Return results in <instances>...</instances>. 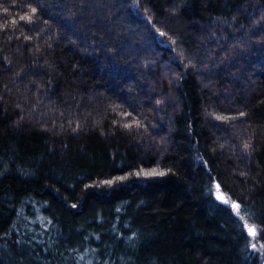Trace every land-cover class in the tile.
<instances>
[{"label":"trees","instance_id":"16d2710c","mask_svg":"<svg viewBox=\"0 0 264 264\" xmlns=\"http://www.w3.org/2000/svg\"><path fill=\"white\" fill-rule=\"evenodd\" d=\"M0 264H264V0H0Z\"/></svg>","mask_w":264,"mask_h":264},{"label":"rangeland","instance_id":"374dc122","mask_svg":"<svg viewBox=\"0 0 264 264\" xmlns=\"http://www.w3.org/2000/svg\"><path fill=\"white\" fill-rule=\"evenodd\" d=\"M234 203H232V205H233ZM236 211H238L237 209H236ZM242 217V220H243V222H244V226L246 227V229L248 230V228L249 227H251L252 229H254V232H255V225H253V224H251L250 222H248L247 221V219L246 218H244L243 216H241ZM249 232V231H248ZM253 235V234H252ZM253 246H255V247H258L259 246V243H257V242H253Z\"/></svg>","mask_w":264,"mask_h":264},{"label":"snow or ice","instance_id":"6c2138e0","mask_svg":"<svg viewBox=\"0 0 264 264\" xmlns=\"http://www.w3.org/2000/svg\"><path fill=\"white\" fill-rule=\"evenodd\" d=\"M159 174H160V175H163V173H159ZM218 198H219V197H218ZM232 207H233L234 209H238V208H239V205H237V204H233ZM248 231H249L250 234L255 235L254 229H252L251 227L248 228Z\"/></svg>","mask_w":264,"mask_h":264}]
</instances>
